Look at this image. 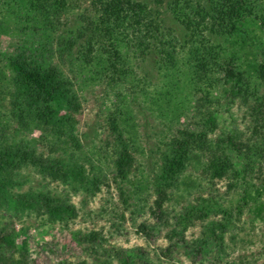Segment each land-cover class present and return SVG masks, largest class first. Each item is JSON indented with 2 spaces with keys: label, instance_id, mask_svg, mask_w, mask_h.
Segmentation results:
<instances>
[{
  "label": "trees",
  "instance_id": "obj_1",
  "mask_svg": "<svg viewBox=\"0 0 264 264\" xmlns=\"http://www.w3.org/2000/svg\"><path fill=\"white\" fill-rule=\"evenodd\" d=\"M20 1L34 20L33 30L48 38L51 35L46 31H58L70 8L68 0ZM89 1L90 9L80 16L75 30L61 36L59 47L72 56L79 40L84 41L78 60L86 61L94 82L106 79L112 88L133 84L139 71L149 66L151 71L144 73L146 84L153 82L150 76L155 71L160 85L151 93L146 89L141 93L168 129L177 126L175 134L158 142L160 158L153 167L156 199L151 215L168 223L166 205L174 196L188 199L202 182L227 180L228 191L244 188L236 205L238 214L248 207L256 218L264 220V178L260 187L248 181L253 175H259L256 180L264 176V0H154L155 5L142 0ZM169 17L180 26L179 34L169 24ZM52 53V48L41 43L25 45L7 57V72L0 68V81L8 80L10 105V116L1 117L0 113V211L13 213L11 222L4 221L0 213V264H33L29 242L21 238L27 228H16V221L24 214L35 213L49 224L79 216L70 199L50 190L23 192L29 182L24 171L31 169L44 182L60 183L74 191L80 188L91 196L112 186L111 174L127 207H131L132 199L127 198V187L133 186L139 198V187L149 183L144 173L141 180H135L137 155L143 152L129 104L125 105L127 110L117 109L111 115L113 143L108 142L106 149L93 155H84L87 161L77 157L82 151L77 117L83 104L74 81L48 60L47 54ZM199 80L208 83L212 91L216 88L229 108L237 103L248 108L255 126L247 140L237 131L216 136L219 111L208 103L213 93L206 91L208 98L193 107L192 94ZM194 110L196 123L179 128L183 117ZM9 117L20 127L35 125L42 135L33 141H12L6 133ZM109 154L112 161L106 166ZM233 154L242 159V168L236 166ZM190 167L198 172V179L196 175L184 177ZM216 198H199L205 207L185 208L172 234L186 230L184 222L189 227L195 217L207 219ZM215 207L225 218L207 228L200 246L215 243L223 248V235L233 217L228 207L222 208L219 202ZM140 230L151 236V227L142 224ZM104 241L99 232L91 231L79 243H89L94 250ZM192 253L199 254L200 250ZM142 258V253L125 255L120 261L149 264Z\"/></svg>",
  "mask_w": 264,
  "mask_h": 264
},
{
  "label": "rangeland",
  "instance_id": "obj_2",
  "mask_svg": "<svg viewBox=\"0 0 264 264\" xmlns=\"http://www.w3.org/2000/svg\"><path fill=\"white\" fill-rule=\"evenodd\" d=\"M142 1L154 3V0ZM68 4L70 8L62 19V26L55 33L46 31V34L51 35L48 38V35L42 36L41 32L33 30L32 26L35 23L29 18L28 9L24 3L20 0H0V53H2L0 68L5 69L7 57L20 52L25 45L37 46L41 43L53 49L52 54H47L48 60L59 65L74 81L83 104L82 111L77 117L82 151L77 152L76 155L81 158L80 161H87L84 155H93L100 149H106L108 142L113 143L115 134L110 128L112 113L117 109L127 110L126 104L132 106V116L135 118L134 123L139 131L143 152L137 155L138 162L134 176H136L135 180H141L144 173V177H149V183L144 182L142 187H139L141 189L138 193L139 198L135 197V191L133 192L131 188L133 186L127 187L130 189L127 198L132 196L129 202L131 207H127L120 196L118 187L112 183L111 174H108V178L112 186L109 189L103 187L100 193L91 196L80 188L74 191L70 186L44 182L31 169L24 171L23 175L29 178V182L23 187V192L29 189L50 190L58 196L70 199L79 210V216L76 219L64 223L49 224L46 218L37 216L35 213L24 214L20 220L16 221L17 230L27 228L26 236L21 238H26L29 242L33 264H81L84 261L87 264H121L120 256L141 255V253L149 264H264V220L256 218L250 213L248 207L244 209L242 215L238 214L236 205L241 202L244 188L239 187V189L228 191L227 180L202 182V187L188 199H176L174 196L166 205V210L170 213L168 223L163 220L159 222L151 215L150 208L154 206L156 199L152 185L153 167L160 158L158 142L166 140V137L177 131V126L173 130L168 129L166 123L156 116L141 93L143 89L150 93L155 90L159 84L158 74L155 71L151 72L150 79L153 82L146 84L147 79L144 73L151 71V68L144 65V70L139 71L138 80L133 84L126 83L124 86L112 88L106 79L94 82L86 61H80L77 58L84 41L79 40L72 56L59 47L61 36H67L66 33L70 29L75 30L80 16L90 9L89 0H68ZM168 21L179 31V34L180 26L170 17ZM5 71L7 72L6 69ZM195 86L192 94L195 103L193 107L197 106V101L208 98L207 92L213 93V98L210 97L208 103L211 108L219 111L217 114L219 128L216 136L237 131L243 136L244 141L247 140L255 126L248 108L238 103L229 108L222 94L217 92L216 88L212 91V87L206 82L199 80ZM8 88L7 79L0 81L1 117L5 114L10 116ZM195 115H197L195 110L186 114L179 128L190 125V122L195 124L197 120L194 119ZM6 120L10 127L6 133L12 141H33L42 135V131L35 125L20 127L16 121L12 122L10 117ZM193 127L197 128L196 125ZM46 152H48L47 149ZM105 154L108 153L105 152ZM232 156L236 166L242 168V159L236 158L234 154ZM107 158L106 166L112 161L110 154ZM191 175L193 177L196 175L197 179L200 177L192 167L187 170L184 177ZM256 176L259 175L250 176L248 181L260 187L264 176L260 175L259 180L255 179ZM211 196L217 198L209 217L207 219L195 217L193 224L189 227L184 222L187 229L181 228L178 231L179 235H173L172 231L177 226L179 215H183L185 208H200L205 204L199 198L207 199ZM262 200L264 202V197ZM216 202H219L222 208L228 207L233 217L227 232L223 235V248L215 243H211L208 247L200 246L199 240L204 237V233H207V228L212 227L213 222H220L225 218L221 211L215 210ZM0 213L4 221L11 222L9 219L10 216L13 217L11 211L1 210ZM142 224L151 227V236L145 235L140 230ZM91 231L99 232L105 239L102 247L98 246V243L93 250L89 243H79L80 238ZM169 249L171 253H168ZM198 249L199 254L192 253Z\"/></svg>",
  "mask_w": 264,
  "mask_h": 264
}]
</instances>
